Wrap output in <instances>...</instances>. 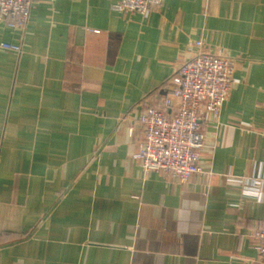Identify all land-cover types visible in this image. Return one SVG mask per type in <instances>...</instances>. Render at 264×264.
I'll return each mask as SVG.
<instances>
[{"label": "crops", "instance_id": "1", "mask_svg": "<svg viewBox=\"0 0 264 264\" xmlns=\"http://www.w3.org/2000/svg\"><path fill=\"white\" fill-rule=\"evenodd\" d=\"M33 0L0 22V264H264V0ZM202 41L236 60L185 184L132 160L146 106ZM191 48V49H190ZM131 127L135 131L129 132Z\"/></svg>", "mask_w": 264, "mask_h": 264}, {"label": "built area", "instance_id": "2", "mask_svg": "<svg viewBox=\"0 0 264 264\" xmlns=\"http://www.w3.org/2000/svg\"><path fill=\"white\" fill-rule=\"evenodd\" d=\"M33 0H0V22L23 31L28 23ZM163 0H121L114 9L122 14L148 17ZM197 53L171 78L164 108L146 106L138 116L142 133L139 149L132 155L144 172L165 174L185 184L195 175L209 174L201 164L205 135L201 126L204 113L218 116L234 87L236 60L211 54L197 41ZM0 49L19 54L20 45L1 43ZM191 49V48H190ZM135 127H131L132 134ZM256 250L264 261V225L254 234Z\"/></svg>", "mask_w": 264, "mask_h": 264}]
</instances>
